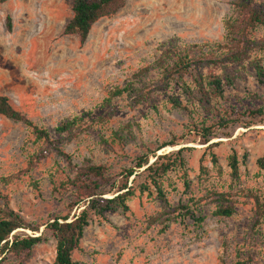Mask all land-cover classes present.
I'll return each instance as SVG.
<instances>
[{
    "label": "rangeland",
    "instance_id": "374dc122",
    "mask_svg": "<svg viewBox=\"0 0 264 264\" xmlns=\"http://www.w3.org/2000/svg\"><path fill=\"white\" fill-rule=\"evenodd\" d=\"M232 1L126 0L116 15L96 22L81 44L77 35L63 34L72 0H0V95L52 136L61 123L83 115L82 131L59 146L76 165L90 160L107 167L111 180L103 197H113L117 186L111 184L135 170L128 179L135 187L130 210L93 216L73 252L80 264H220L222 257L225 264H264V220L256 222L254 202L244 194L252 190L264 197V171L257 165L264 156V82L255 74L237 80L209 109L175 107L169 95L177 93L176 86H150L140 104L132 103L129 93L114 94L171 38L222 41ZM145 75L156 78L157 72ZM204 128L213 130L208 143ZM170 141L175 144L159 149ZM182 148L184 166L164 178L167 203L154 189L142 192L146 166L136 168L138 159L147 155L150 164L155 153ZM234 151L241 160L240 182L232 190L236 213L219 217L211 192L229 190ZM73 177L56 150L35 142L24 124L0 115V191L12 209L39 227L38 232L20 228L9 239L42 236L29 253L9 252L0 264H53L56 241L47 224L56 217L71 220L85 208L84 201L73 205ZM200 217H205L201 227Z\"/></svg>",
    "mask_w": 264,
    "mask_h": 264
},
{
    "label": "trees",
    "instance_id": "16d2710c",
    "mask_svg": "<svg viewBox=\"0 0 264 264\" xmlns=\"http://www.w3.org/2000/svg\"><path fill=\"white\" fill-rule=\"evenodd\" d=\"M125 4L126 0H72L73 15L65 25L63 34L77 35L81 44H84L96 22L102 18L113 17ZM7 22L8 28L11 29L9 16ZM223 27L225 34L222 41L187 43L179 38H171L160 44L152 63L134 73L126 86L117 89L114 94L129 93L131 102L140 104L147 100L144 96L146 88L154 86L165 90L176 86L177 93L169 95V101L175 107L190 105L209 109L213 102L224 97L226 87L233 86L237 80H244L248 75L255 74L263 83L264 34L261 32L264 30V0H233L230 3L229 13L223 20ZM151 69L156 70V78L146 77L145 73ZM183 100L186 104H183ZM252 113H262V110ZM0 115L27 126L34 135L35 142H40L42 147H52L72 167L74 177L69 183L74 190L73 205L84 201L85 208L71 220L69 216L56 217L47 224L46 228L56 241V256L53 264H80L74 260L73 252L79 249L85 229L93 216L103 217L105 213L119 211L126 213L130 210L128 202L135 195V187L128 185V179L134 175L135 170H127L126 176L114 181L111 186H117L115 195L105 198L103 195L106 192L103 188L110 184L111 180L107 175V167L94 164L90 160L76 165L59 146L60 141L73 139L79 131H82L80 127L86 120L83 115L61 123L56 127L54 136L44 126L33 122L23 111L14 108L9 97L5 95H0ZM201 132L204 142L208 143L213 133L212 128H204ZM102 141L109 145L106 140ZM174 144L175 141H170L159 149ZM183 151L184 148L166 154L155 153L156 158L150 164L147 155L139 158L135 167L139 169L146 166L142 171L144 181L139 185L140 190L153 193L152 189H154L159 199L167 203L163 189L164 178L175 167L184 166ZM37 156L36 152L33 153L29 158L30 163H33V159ZM211 157L214 166L221 173L217 155L211 152ZM245 160L244 155L242 162ZM228 165L231 179L229 190L211 192L216 196L218 203L214 214L219 217H231L236 213V199L232 190L240 182L241 160L235 151L230 155ZM257 165L261 171H264V156L257 160ZM2 180H5L4 183H9L10 178H2ZM244 194L254 202L256 222L260 224L264 220V197L252 190H247ZM204 220L205 217H200L196 222L201 227ZM20 228L39 231L38 226L29 224L21 214L10 207L7 194L0 191V256L3 258L9 252L15 256L29 253L42 241L41 235L24 237L14 235L10 240L11 234ZM220 261V264L226 263L223 257Z\"/></svg>",
    "mask_w": 264,
    "mask_h": 264
}]
</instances>
